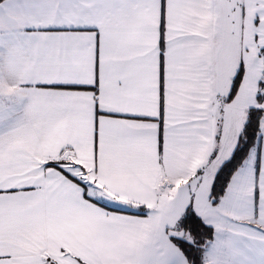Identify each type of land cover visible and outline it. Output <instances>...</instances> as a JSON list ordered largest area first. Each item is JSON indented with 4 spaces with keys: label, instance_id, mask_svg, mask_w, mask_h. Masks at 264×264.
<instances>
[{
    "label": "snow or ice",
    "instance_id": "snow-or-ice-1",
    "mask_svg": "<svg viewBox=\"0 0 264 264\" xmlns=\"http://www.w3.org/2000/svg\"><path fill=\"white\" fill-rule=\"evenodd\" d=\"M0 264H264V0H0Z\"/></svg>",
    "mask_w": 264,
    "mask_h": 264
}]
</instances>
